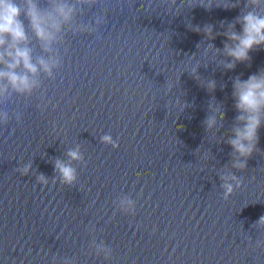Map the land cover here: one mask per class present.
<instances>
[{"label":"clouds","instance_id":"9594fccd","mask_svg":"<svg viewBox=\"0 0 264 264\" xmlns=\"http://www.w3.org/2000/svg\"><path fill=\"white\" fill-rule=\"evenodd\" d=\"M255 2V0H254ZM27 9L23 12L29 20L32 29L36 35L45 40H50V34L44 31L42 23L44 17L38 9L37 5L32 0H26ZM71 10L65 11V6L61 5L57 8V12L67 19ZM22 9L16 0H0V46L6 43V38H11V49L6 55L11 58L12 62L7 64L9 71H0V78L6 77L10 84L17 89L30 87L27 76L17 74L14 69L21 64L27 72L35 73L37 68L31 62L29 50L20 47L19 45L26 40V33L23 21L21 20ZM53 27L58 28L59 25L54 23ZM210 35V29L207 30ZM228 38L236 41L234 47L225 45L227 54L234 61H246L249 59L248 53L254 47L264 44V17H258L252 13L243 17V34L237 35L235 32L227 34ZM0 62L4 61V56L0 55ZM47 70V65L43 61L40 62ZM234 63L228 64L227 67H234ZM214 82L209 87L214 88ZM234 96L237 98L236 107L238 110L247 113L248 115L239 116L237 119L244 121L243 129H235L236 139L230 140L229 143L235 151L241 156L247 157L252 154L255 144L258 141V129L260 127V112L264 110V73L260 76H250L245 82L237 80L234 85ZM223 117V114H221ZM214 123L213 120H208L209 127ZM105 140L108 137L104 138ZM247 141L248 143H244ZM69 155L77 158L76 152H70ZM244 167V164L237 165ZM56 167L62 173L65 182L70 183L74 179V171L70 167H66L57 161ZM43 179V177H41ZM229 187L230 190V186Z\"/></svg>","mask_w":264,"mask_h":264}]
</instances>
